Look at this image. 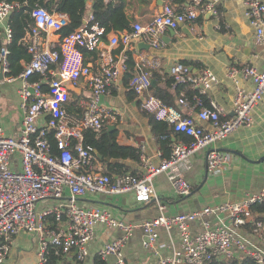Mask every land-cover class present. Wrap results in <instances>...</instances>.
<instances>
[{
    "label": "built area",
    "instance_id": "1",
    "mask_svg": "<svg viewBox=\"0 0 264 264\" xmlns=\"http://www.w3.org/2000/svg\"><path fill=\"white\" fill-rule=\"evenodd\" d=\"M194 1L196 7L173 14L161 13L145 27L135 24L122 43L126 45L143 37L152 48H159V39L165 30L196 24L200 16L214 10V4L201 7L202 0ZM241 1L245 17L255 30L256 45L261 46L264 42V3L260 0ZM14 7L10 3H0V35L6 45L11 41L8 18ZM30 15L33 26L23 42L31 58L22 72L17 77H7L8 51L3 48L0 55L3 81L19 85L22 112L18 138L9 136L0 127V264L6 261L13 239L20 233L37 240V264H48L50 253L60 257L72 251H76L79 261H83L98 226L123 233L122 238L104 244L98 252L99 258L114 256L116 264H125L122 258L124 242L138 227L116 219L101 208L83 207L77 203L78 199L87 195L132 193L136 203H148L156 199L153 181L160 175L169 177L177 197L189 196L191 185L180 176L178 169L187 165L190 156L200 150L206 151L208 176L214 177L225 169L229 155L218 150L216 145L238 129L251 127L252 112L264 101V69L259 71L245 66L228 71L227 78L236 85L231 117H226L222 108L212 101L205 105L198 96L186 97L188 90L204 96L219 83L209 70L193 75L182 63L170 66L167 74L172 82L168 87L165 84V88L173 92L180 88L173 104H165L155 96L149 72L136 73L129 81V88L139 97L141 110L172 127L182 139L174 144L170 158L157 165L140 153L143 172L139 175L127 173L111 177L91 173L94 150L85 145V134L98 135L107 125L123 122L117 111L101 107L100 99L108 95L111 85L126 72L127 56L117 59L110 51L99 49L104 30L95 25L88 27L91 17L82 27L63 37L62 30L69 24L66 15L49 13L41 7L34 8ZM43 33L58 36V51L42 44ZM120 43L121 39L113 34L109 45L117 47ZM82 49L96 54V67L85 62ZM36 75L38 79L30 81ZM238 78L250 79L253 90L245 93L237 87ZM80 81L89 87L91 95L81 103L84 113L77 118L69 116L66 107L71 100L68 85L76 87ZM48 131L54 132L58 150L55 155L50 151ZM41 201L53 204L37 211ZM260 205H264V189L240 202L174 216L163 214L164 207L158 204L161 214L140 226L142 246L158 258L157 264H210L213 260L236 255L264 264V252L252 248L226 225L212 224L208 219L213 215H226L234 227L243 226L252 221V208ZM50 218L55 222L51 224ZM193 223L199 227L195 234L190 229ZM251 224L252 232L263 236L264 211L260 213V219ZM161 230L168 233L177 230L179 233L180 243L170 256L162 255L165 246L159 242Z\"/></svg>",
    "mask_w": 264,
    "mask_h": 264
},
{
    "label": "crops",
    "instance_id": "2",
    "mask_svg": "<svg viewBox=\"0 0 264 264\" xmlns=\"http://www.w3.org/2000/svg\"><path fill=\"white\" fill-rule=\"evenodd\" d=\"M260 1L264 3V0ZM93 2L94 0H86L87 9L84 23L90 17L92 18ZM208 4H214V10L207 11L198 18L196 24H183L176 30H165L160 36V45L157 49L150 45V48L146 49L143 45L149 43L143 37L131 40L130 43L124 45L122 39L127 32L108 34L99 49L110 51L117 59L125 55V52H130L131 59L135 64V73L146 71L151 74L153 93L155 87L166 90L165 79L169 77L167 71L175 63L184 64L193 75H199L203 70H209L216 75L219 83L214 85L204 96L208 103L209 101L214 102L222 108L226 117H231L236 85L226 75L232 68L240 69L245 66L253 67L259 71L263 70L264 42L261 46L256 45V33L245 17V7L241 0L201 1V7ZM191 6L196 7L194 0H186L182 6L176 4L174 0H129L126 5V15L131 20L132 30L135 24L145 27L161 13L173 14ZM113 34L121 39V43L117 47L109 45ZM42 37L44 46L50 49L58 48L57 35L43 33ZM87 57L88 60L84 57L85 62L96 67V54L88 53ZM124 82L123 73L117 82L111 85L108 95L100 99V106L117 111L122 116L123 122L107 125L95 138L113 141L114 145L120 147L134 148L157 165L170 158L173 146L180 139V135L171 133V143H165L161 149L159 139L152 131L151 119L153 118L141 110L139 97L133 92L129 94L130 90L127 89ZM18 87V83L0 82V127L13 138L19 137L22 117ZM237 87L245 93H250L253 90V83L250 79L238 78ZM76 88L78 92H71L69 102V104H75V111L69 116L79 118L84 113L81 103L88 100L91 92L82 81L77 84ZM168 92L173 93V91ZM176 100L177 97L173 103ZM252 121L251 127L238 129L226 140L216 145L218 150L229 155L230 158L228 165L218 175L211 177L206 174V151L204 150L192 154L188 164L178 169L180 176L192 188L191 194L187 197H177L169 177L160 175L153 181L156 199H152L148 203H136L132 193L87 195L78 199L77 203L83 207L101 208L110 212L116 219L138 227L124 242L122 258L125 264H157L158 258L142 246L143 231L140 226L161 214L158 204L164 207L163 214L174 216L223 203L240 202L248 195L264 189V101L253 110ZM42 125L45 126V123ZM108 152L103 148L101 154L98 151V156L94 154L89 172L108 174L109 164H121L129 171L128 173L132 172L136 175L143 172L140 161L111 158L108 156ZM110 176L117 177L119 175L111 174ZM46 203L53 204V202ZM256 207L252 209V221L239 227H234L226 215H213L208 219L212 224L226 225L252 248L264 252V235L259 237L252 232L251 223L260 219V213L255 209ZM198 228L197 223L190 225L194 234ZM122 237L123 233L119 230L113 231L98 226L95 229L94 239L89 245L88 255L83 261H79L76 251H72L67 255L60 256L57 264H96L97 259H100L104 264H116V257L109 256L106 259H101L98 252L105 243ZM159 242L165 246L162 255L170 256L172 250L177 248L180 243L178 231L173 230L168 233L161 230ZM37 253V240L25 233H20L13 239L9 255L3 264H37Z\"/></svg>",
    "mask_w": 264,
    "mask_h": 264
},
{
    "label": "trees",
    "instance_id": "3",
    "mask_svg": "<svg viewBox=\"0 0 264 264\" xmlns=\"http://www.w3.org/2000/svg\"><path fill=\"white\" fill-rule=\"evenodd\" d=\"M129 0H94L91 8L92 19L88 23V27L93 25L104 30L102 40L105 41L106 37L110 33L122 34L124 32H131V20L126 15V5ZM15 5L14 10L11 12L8 18V26L11 31V41L9 44H5L4 37L0 35V55L1 50L5 48L8 51L6 61L8 63L9 71L7 77H17L23 70V63L26 64L30 60V55L27 52V47L23 42L26 33L33 26V20L31 18V11L36 7H41L47 10L49 13L64 14L69 19V24L62 30V36H67L79 29L84 25V19L86 17V0H0ZM176 4L182 6L186 0H174ZM181 10H179L180 12ZM201 17V16H200ZM199 17V18H200ZM198 20V19H197ZM197 22V21H196ZM58 51V48L55 49ZM84 57L88 60V51L85 49L81 50ZM127 56V70L124 73V83L129 89V94H132V90L128 87L129 81L136 74L134 71L135 64L131 59L130 52H125ZM1 65V60H0ZM38 76H33L30 81H36ZM172 82L171 78L165 79V84L168 87ZM46 91V88L43 89ZM155 96L159 98L165 104H173L174 100L180 92V88L173 93H169L167 90H162L157 87L153 88ZM134 93V92H133ZM135 94V93H134ZM136 95V94H135ZM198 96L201 98L205 105L208 101L205 96H199L196 91H186V97L192 99ZM75 104H69L67 106L68 114H73L75 111ZM152 131L155 136L159 139V145L163 149L165 143H171V133L173 128L168 126L166 123L151 119ZM95 134L86 133L84 138L85 145L90 146L94 151H98L101 154V149L105 148L108 150V156L111 158H127L133 161H139L140 152L134 148L120 147L113 144V141H105L103 139H96ZM182 139V137L180 136ZM47 139L50 144L51 154H57V145L54 139V132H47ZM187 141V140H185ZM109 172L111 174H127L129 171L126 170L121 164H109ZM129 174L136 175L132 172ZM256 207V206H255ZM254 209V208H252ZM259 213L264 211V205L257 206L255 208ZM253 211V210H252ZM52 224L54 218L49 219ZM56 226V223L53 224ZM60 257L49 254L48 264H57ZM96 264H104L100 259H97ZM210 264H256L251 259L243 256L236 255L229 259L224 260H213Z\"/></svg>",
    "mask_w": 264,
    "mask_h": 264
},
{
    "label": "water",
    "instance_id": "4",
    "mask_svg": "<svg viewBox=\"0 0 264 264\" xmlns=\"http://www.w3.org/2000/svg\"><path fill=\"white\" fill-rule=\"evenodd\" d=\"M143 46H145L146 49H149V48H150L149 44H146V43H144ZM139 47H140V46H139ZM3 79H4V75H3V73H2V66L0 65V82H2ZM68 89H69V91L72 92V93H77V92H78V89H77L76 87L72 86V85H68ZM94 154H95L96 156H98V153H97L96 151H94ZM100 158H101V157H100Z\"/></svg>",
    "mask_w": 264,
    "mask_h": 264
},
{
    "label": "rangeland",
    "instance_id": "5",
    "mask_svg": "<svg viewBox=\"0 0 264 264\" xmlns=\"http://www.w3.org/2000/svg\"><path fill=\"white\" fill-rule=\"evenodd\" d=\"M48 206H49V204H47L45 201H41L38 204L37 211H40L42 207H48Z\"/></svg>",
    "mask_w": 264,
    "mask_h": 264
}]
</instances>
